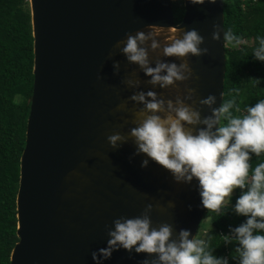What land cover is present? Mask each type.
<instances>
[{
  "label": "water",
  "instance_id": "1",
  "mask_svg": "<svg viewBox=\"0 0 264 264\" xmlns=\"http://www.w3.org/2000/svg\"><path fill=\"white\" fill-rule=\"evenodd\" d=\"M29 1L34 81L16 196L19 239L10 264H94L91 252L105 246L106 225L122 215H139L147 203L154 205L153 226L172 224L174 239L180 229L189 230L190 239L197 236L206 212L197 181L178 183L151 160L142 168L144 154L133 155L130 136L115 148L107 141L115 132L127 136L135 126L137 106L127 100L133 90L121 80L135 72L141 88H151L114 45L126 32L147 31V24L196 29L209 52L188 57L195 79L153 90L174 99L187 83L197 100L213 94V107H219L226 73L223 0L197 5L184 0L178 23L171 0ZM113 61L120 62L118 74ZM122 102L129 111L115 110ZM195 106L202 117L210 114L207 106ZM153 256L133 252L130 257L120 249L104 264H140Z\"/></svg>",
  "mask_w": 264,
  "mask_h": 264
},
{
  "label": "clouds",
  "instance_id": "2",
  "mask_svg": "<svg viewBox=\"0 0 264 264\" xmlns=\"http://www.w3.org/2000/svg\"><path fill=\"white\" fill-rule=\"evenodd\" d=\"M187 2L197 5L205 0ZM146 28L147 31L137 30L134 34L126 32L115 42L114 48L138 66L147 77L143 83L151 88L143 90L135 72L121 80L133 90L127 100L137 106L132 111L135 126L127 136L115 132L107 136V141L115 148L130 136L135 144L133 155L144 154L142 168L151 160L163 166L178 183L187 184L195 179L201 205L219 216L225 214L234 189H240L232 208L245 219L221 236L224 243L236 245L233 259L238 258L239 264H264V159L250 163L252 154L259 158L264 153V98L236 115L240 109L234 99L222 100L219 107H213L215 95L197 100L196 89L187 83L174 99L158 94L153 89L177 87V82L195 79L188 57L207 54L209 49L201 47L204 38L194 28L184 30L157 24H147ZM213 28L218 26L214 24ZM217 37L218 32L213 31L212 38ZM224 40L232 47L243 43L241 36L231 29L225 30ZM256 41L252 55L264 62V35H257ZM150 53H155L154 60ZM120 68V62L113 61L114 74ZM197 103L207 106L210 114L202 117ZM115 110L129 111L126 102L118 104ZM153 208L152 203H147L139 215H122L114 218L111 226L106 225L105 246L91 252L94 264H104L120 249L130 257L133 252L155 254L151 259L145 257L140 264H228V258L215 255L207 240L196 236L190 239L189 230L180 229L174 239L172 224L153 226Z\"/></svg>",
  "mask_w": 264,
  "mask_h": 264
},
{
  "label": "trees",
  "instance_id": "3",
  "mask_svg": "<svg viewBox=\"0 0 264 264\" xmlns=\"http://www.w3.org/2000/svg\"><path fill=\"white\" fill-rule=\"evenodd\" d=\"M175 22L182 20L184 0H171ZM224 29L241 36L243 43L228 45L224 98L234 99L240 115L246 106L264 98V62L254 58L256 36L264 35V0H223ZM33 33L29 0H0V264H10L18 241L16 196L20 178V157L26 143L28 99L34 73ZM21 97V99H18ZM264 159L251 155L250 163ZM240 189H235L224 215L206 209L196 238L205 239L214 254L233 259L234 243H224L222 234L239 225L244 216L232 208ZM259 219V218H258Z\"/></svg>",
  "mask_w": 264,
  "mask_h": 264
},
{
  "label": "rangeland",
  "instance_id": "4",
  "mask_svg": "<svg viewBox=\"0 0 264 264\" xmlns=\"http://www.w3.org/2000/svg\"><path fill=\"white\" fill-rule=\"evenodd\" d=\"M18 99H21V97H18ZM235 190V189H234ZM233 193H234V191H233Z\"/></svg>",
  "mask_w": 264,
  "mask_h": 264
}]
</instances>
